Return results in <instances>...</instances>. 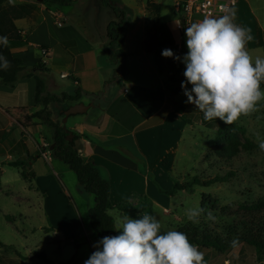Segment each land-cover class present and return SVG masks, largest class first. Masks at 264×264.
I'll list each match as a JSON object with an SVG mask.
<instances>
[{
	"label": "crops",
	"instance_id": "1",
	"mask_svg": "<svg viewBox=\"0 0 264 264\" xmlns=\"http://www.w3.org/2000/svg\"><path fill=\"white\" fill-rule=\"evenodd\" d=\"M147 1L139 10L138 21L111 46L107 38L111 22L96 37L91 30L81 33L64 27V24L59 27L56 15L63 16L41 7L29 17L15 21L24 44L11 49L12 56L22 61L25 73L37 65L46 70L38 69L34 74L42 77L47 93L74 97L79 91L78 100L70 107L83 104L89 108L83 115H76L71 125L65 124V127L80 136L77 147L85 162L93 164L99 175L109 182L110 210H117L119 219L124 216L118 210L119 207L124 208L121 207V187L131 194L130 187L134 183L150 186L149 146L159 150L160 164L164 165L169 163V156L178 151L185 135L194 138L195 129L212 130L203 125V113L189 104L183 94L184 64L162 57L165 49H171L179 57L188 51L185 31L178 28L182 19L174 3L171 11L165 5L167 0H153L160 7L157 47L151 53L144 51L147 32L152 29V17L146 10ZM232 10L235 11L233 22L251 29L253 40L246 44V50L253 63L257 57L264 59V0H239ZM120 13L115 14L116 18ZM40 16L42 23L47 25L39 26L42 28L41 39L32 42L25 25H36L35 20ZM203 19L197 16L192 23ZM123 24L124 14L120 32ZM40 47L47 49L45 57ZM262 83L264 85V81ZM34 92L33 78H19L13 89L0 83V94L9 97L7 101L0 98V184L8 163L15 161L11 154L15 143L28 137L33 151L38 154L42 144L47 143L49 148L52 144V130L33 117L41 109L33 103ZM207 131H204V136H207ZM125 137H130L139 157L137 160L144 162L147 174L139 170L133 154L121 147V140ZM16 154L23 156L24 151ZM27 166L34 173L30 183L42 197L43 210L52 221L50 229L71 240L85 233L93 247L97 239L91 230L88 235L85 220L89 221V210L94 206L85 207L78 202L82 198L72 197L63 180V175L71 170L59 160L51 157L46 160L39 155ZM17 168L22 176V168Z\"/></svg>",
	"mask_w": 264,
	"mask_h": 264
},
{
	"label": "rangeland",
	"instance_id": "2",
	"mask_svg": "<svg viewBox=\"0 0 264 264\" xmlns=\"http://www.w3.org/2000/svg\"><path fill=\"white\" fill-rule=\"evenodd\" d=\"M10 3L16 6L30 5L33 10L46 7L48 11L63 16L60 21L64 27L81 33L91 30L97 37L110 22L119 21L117 15L115 16L119 12L124 14L121 35L125 36V30L131 29L138 21L139 10L145 0H64L61 4H52L50 0H11ZM173 3V0H167L165 5L172 11ZM35 21L36 25H25L28 37L31 34L29 40L32 42L41 39V29L47 25L42 23L41 16ZM0 98L4 101L9 99L6 94H0ZM50 109L52 119L58 121L59 117L54 109ZM91 112L89 110V113ZM75 116L68 118L67 126L71 125ZM204 131L207 130L195 129L194 138L185 135L178 151L169 156V163L164 165L160 164L159 150L155 146H149L152 170L151 174L148 173L150 186L134 183V186L130 187L131 194L121 187V207L136 216L144 212L153 215L161 223V230L164 232L176 231L191 222L200 226L207 225L221 233L222 237H226L231 231H235L241 221H247V209L259 200H264V150L259 148L260 140H264V100L259 101L249 114L241 115L233 125L207 131V136H204ZM29 141L27 137L26 140L15 143L11 151L15 161L23 163L26 171L30 169L27 165L33 158L38 155L42 157L40 150H46L43 145H48L42 144L38 154L36 150L33 151V144ZM121 147L133 154L132 160L138 164L139 170L145 173L144 162L137 160L139 157L130 137L121 140ZM23 151V156L16 154ZM18 171L17 167L7 166L3 183L0 184L1 263L84 264L96 250L94 245L101 238L95 237L97 242L91 247L85 233L72 240L64 237L62 233H54L50 229L52 221L43 210L42 197L33 183H30L31 179H24ZM228 173H232L233 177L226 183L210 187L193 184V179L203 182L214 177H224ZM63 180L73 198H82L78 202L83 203L85 207L94 206V197L82 189L72 171L63 175ZM175 184H182L185 189L172 196L158 193V189L171 191ZM189 209L201 210L194 221L187 218ZM118 214L117 210L108 211L116 226ZM209 216L212 219H209ZM87 221L88 219L85 220V226L90 235ZM198 250L204 254L205 264H264V249L256 250L244 244L225 253ZM41 254L45 259L39 257Z\"/></svg>",
	"mask_w": 264,
	"mask_h": 264
},
{
	"label": "clouds",
	"instance_id": "3",
	"mask_svg": "<svg viewBox=\"0 0 264 264\" xmlns=\"http://www.w3.org/2000/svg\"><path fill=\"white\" fill-rule=\"evenodd\" d=\"M224 11L219 18L205 17L186 26L188 51L183 57L175 56L171 49L163 50L162 57L184 64L181 89L187 102L195 105L205 120L219 119L229 125L264 100V59L257 57L253 63L246 50L253 40L251 29L233 22L234 10L225 7ZM7 43V37L0 36V44ZM8 67L9 62L0 55V68ZM259 148L264 150V140ZM200 212L189 209L187 218L194 221ZM161 227L147 212L139 218L124 215L117 221L118 235L99 240L84 264H205L204 254L186 234L175 230L162 233ZM237 244L238 240L231 241L232 247Z\"/></svg>",
	"mask_w": 264,
	"mask_h": 264
},
{
	"label": "trees",
	"instance_id": "4",
	"mask_svg": "<svg viewBox=\"0 0 264 264\" xmlns=\"http://www.w3.org/2000/svg\"><path fill=\"white\" fill-rule=\"evenodd\" d=\"M11 0H0V36H6L8 39L7 45L0 44V55H2L8 62L7 69L0 68V83L10 89H13L19 78H33L35 80V92L33 96V103L41 107L39 111L33 114V117L39 120L44 126L52 130V144L54 148L50 151L51 159L63 162L76 176L78 184L82 189L94 197V207L89 210V228L94 237L103 238L105 236L117 235L115 229V222L108 211L112 209L109 202L110 185L109 182L103 179L95 166L89 162H85L79 148L75 146V141H78L80 136L73 134L72 139H69V129L62 125L63 113L68 109L71 103L78 100L79 91L74 97L62 94L60 97L46 92L45 83L42 77L34 72L38 69L46 71L41 65L35 66L31 72L25 73V68L20 59L14 58L11 49L24 44V41L15 26V21L29 17L33 13V8L30 5L16 6L10 3ZM52 4H61L64 0H50ZM146 10L152 17V29L147 32L144 41V51L151 53L157 47V27L158 14L160 7L151 1L146 2ZM121 18V19H120ZM118 22H111L107 29V38L109 45L119 42L121 37L120 27L122 26L123 13L118 15ZM261 89L264 85L261 82ZM54 109L56 115L59 117L58 121H54L51 115V109ZM203 125L209 129H216L223 127L226 124L217 119L205 120L202 119ZM235 121L232 124L233 125ZM11 167H21L22 177L24 179H32L34 173L31 169L26 171L23 163L18 161L8 164ZM233 177L232 173H228L224 177H214L207 181H197L193 179V184L202 187H210L215 184L226 183L229 178ZM185 186L182 184H175L171 191H162L158 189L159 194L172 196L177 191H182ZM204 200V197H202ZM119 211L125 215L133 218L139 216L133 215L124 208H118ZM246 211V210H245ZM249 219L241 221L239 225L231 231L226 237H222L221 233L215 231L214 228H209L207 225L200 226L191 222L186 226H181L176 231L186 234L190 243L196 245L198 249L208 250L217 253H225L240 245H247L256 250L264 249V200H259L255 205L247 209ZM238 230V231H237ZM163 233L164 231L161 230ZM233 239L238 240L237 246H231ZM41 259H45L43 254L39 255ZM0 264L1 261H0Z\"/></svg>",
	"mask_w": 264,
	"mask_h": 264
},
{
	"label": "built area",
	"instance_id": "5",
	"mask_svg": "<svg viewBox=\"0 0 264 264\" xmlns=\"http://www.w3.org/2000/svg\"><path fill=\"white\" fill-rule=\"evenodd\" d=\"M153 2V0H149ZM239 0H173L174 5L182 21H179L178 28L185 31L186 26L191 25L195 17H220L225 14V7L228 9H233L237 6ZM62 17L56 15L57 25L62 26L60 21ZM40 51L43 57L47 55V49L45 47H40ZM46 150H41V156L50 160V151L48 145H43Z\"/></svg>",
	"mask_w": 264,
	"mask_h": 264
},
{
	"label": "water",
	"instance_id": "6",
	"mask_svg": "<svg viewBox=\"0 0 264 264\" xmlns=\"http://www.w3.org/2000/svg\"><path fill=\"white\" fill-rule=\"evenodd\" d=\"M38 1H41V0H38ZM88 108H89L88 106H85L83 104H75V105L69 107L68 109H66L64 111V113H63V118H62V124H63V126L65 127V124L67 122V119L70 116L78 115V114H83V113H85L88 110ZM70 132H71V130H70ZM68 137H69V139H72V137H73L72 132L69 133ZM74 143H75V146L77 147V145H78L77 144V141H75ZM53 148H54V144H51V146L49 148V151H52Z\"/></svg>",
	"mask_w": 264,
	"mask_h": 264
}]
</instances>
